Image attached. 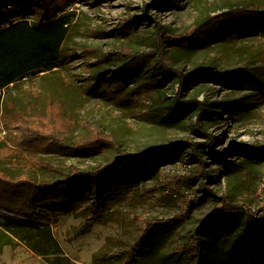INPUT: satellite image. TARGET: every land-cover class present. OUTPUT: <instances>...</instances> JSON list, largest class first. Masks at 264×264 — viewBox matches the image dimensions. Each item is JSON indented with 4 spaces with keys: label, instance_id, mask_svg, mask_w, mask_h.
<instances>
[{
    "label": "rangeland",
    "instance_id": "1",
    "mask_svg": "<svg viewBox=\"0 0 264 264\" xmlns=\"http://www.w3.org/2000/svg\"><path fill=\"white\" fill-rule=\"evenodd\" d=\"M33 1L26 0V5L32 7ZM242 1H53V8L57 7L60 15L75 14L67 40L68 48L74 50L72 57L60 65L56 76L49 75L42 79L44 73L35 72L21 83H25L26 88H39L42 99L51 97L58 100L73 118L97 124L106 136H111L118 147L128 154H139L152 146L182 145L173 162L141 182H131L128 184L130 186L124 185L116 190L117 194L106 201L99 221L88 220L90 201L81 204L79 214L61 218L55 227V233L65 255L72 261L79 264H187L171 253L175 252L178 245L185 243V236L190 229L200 226L201 220L213 212L227 190L226 177L221 173V165L214 160L213 152L226 153L228 163H233L242 159L245 149L264 147V65L259 61L264 58V28L257 35L247 33L234 38H229L225 33L220 38H211L205 45L189 51L172 46L171 50L178 63L187 71L194 62H213L215 65L216 75L206 80L207 90L199 97L200 101L207 100L216 105L228 100L246 101L245 106L236 107L231 114L216 112L204 134L192 129L191 125L196 118L174 124L167 116L152 113L151 108L146 105L120 101L122 99L109 94L102 86H97L95 80L89 81L91 74L86 69L89 65L94 67L98 62L97 53H109L119 47L121 41L116 38V31L124 27L130 17L144 16L148 19L139 23L141 29H152V21L155 20L179 37L193 25H200L208 31L206 24L210 18H214L213 22L217 21L218 17L229 13L231 8L234 10ZM166 3L168 7H162ZM16 5L17 0L0 1L4 25L24 15L30 21L36 19L33 11L27 8L28 11L23 14L15 9ZM260 12H264V9ZM256 62L257 64H253ZM119 67L112 66L107 71L109 76L118 71ZM224 71H237L235 77L247 74L255 82L250 84L240 77L239 81L223 84ZM149 73L153 74L152 71ZM156 77L162 79L158 74ZM63 81L68 84L65 86ZM136 85L137 82L131 83L128 89H134ZM177 87V84L173 86L171 82L166 85L171 90ZM13 93L17 94L16 91ZM189 94L193 92L190 91ZM25 98L29 103L35 101L30 95H25ZM232 115L237 116L236 121L232 120L235 117ZM17 123L16 119L6 115L4 106L1 105L0 142L7 146V151L0 159V174L12 181L20 177H28L37 183L50 181L54 177L53 170L59 173H65L71 167L87 170L107 163L119 154L116 146L112 145L113 147L108 146L104 152L94 155H66L62 149L48 147L34 157L22 156L14 143L21 130ZM84 132L83 128L77 126L71 133L64 135V143L71 145V137ZM212 139L214 145L211 151L208 146ZM193 144H199V151L208 165L206 170L213 179L210 181L200 177L189 181L180 191L182 196L178 199L165 185V180L172 170H178L180 175L186 176L195 171L198 164L192 160ZM232 150H236L233 155L230 154ZM261 172L264 173V163L261 165ZM203 182L207 190L201 186ZM258 184L263 190L264 182ZM251 209H258V204L255 203ZM151 222H155V225L150 227L152 231L143 242L145 247L141 248L142 251L134 259L131 258V249L139 240L141 229L148 228ZM205 240L203 264H210L217 259H220L217 263L224 264L231 258L238 260L236 264H264V230L259 234V248L255 250L248 244L235 240L230 243L234 246L225 242L222 244L219 236L212 232L205 235ZM228 246L233 247L231 252ZM152 248L149 252L145 251ZM254 251L257 255L249 260L248 257ZM0 264L47 263L14 242L0 250Z\"/></svg>",
    "mask_w": 264,
    "mask_h": 264
},
{
    "label": "trees",
    "instance_id": "2",
    "mask_svg": "<svg viewBox=\"0 0 264 264\" xmlns=\"http://www.w3.org/2000/svg\"><path fill=\"white\" fill-rule=\"evenodd\" d=\"M53 1L34 0L33 6L28 7L26 0H17L15 9L23 14L28 10L33 11L36 15L33 21L24 15L4 25L1 20L3 15L0 14V106L3 105L6 115L16 119L21 127L14 142L17 152L22 156L34 157L39 151L53 147L64 150L66 155H94L113 145L119 154L107 163L87 170L75 167L65 173L53 170V179L40 183L28 177L12 181L0 174V250L17 242L47 264H79L65 255L56 236L55 227L61 218L79 214L81 204L90 201L88 220L99 221L106 201L117 194L116 190L124 185L130 186L128 184L131 182H141L173 162L182 145L152 146L139 154H128L97 124L73 118L58 100L51 97L42 99L39 88H26L25 83H21L35 72L44 73L42 79L49 75L56 76L60 65L72 57L74 50L68 48L67 40L75 14L60 15L59 9L53 8ZM162 7H168V3ZM262 9L264 0H243L234 10L231 8L229 13L218 17L217 21L213 22L214 18H210L206 24L208 31L200 25H193L179 37L155 20L152 21V29H141L139 23L145 17H130L124 27L116 31V38L121 41L119 47L109 53H97L98 62L94 67L89 65L86 68L91 74L89 81L95 80L97 86L122 99L120 101L146 105L152 113L167 116L174 124L196 118L191 127L194 132L204 134L216 112L231 114L236 107L245 106L246 101L228 100L220 105L200 101L199 97L207 90L206 80L216 75L215 65L213 62H194L187 71L178 63L171 48L174 46L178 50L189 51L225 33L229 38L247 33L257 35L264 28ZM149 19L152 20L151 17ZM259 61L264 65V58ZM116 65L120 66L119 70L109 76L107 71ZM150 71L152 75H149ZM156 74L162 79L155 78ZM236 74L237 71H224L223 84L239 81L240 77L250 84L255 82L247 74L235 77ZM135 82L136 87L128 89ZM169 82L178 87L174 90L166 88ZM63 84L66 86L68 83L63 81ZM190 91L193 94L190 95ZM25 95L32 96L35 101L27 102ZM236 117L232 120L236 121ZM77 126L85 132L72 136L71 145L64 143V135ZM213 145L212 139L209 150L212 151ZM6 151L7 146L0 142V159ZM235 151L232 150L230 154L233 155ZM191 156L198 164L191 175H180L178 170H172L168 175L170 179L165 180V185L178 199L182 196L180 191L189 181L200 177L210 181L213 179L206 170L208 165L199 151V144L192 145ZM212 156L221 165L227 190L213 212L201 220L200 226L190 229L185 243L178 245L171 253L187 264H203L207 233L218 235L222 244L225 242L234 246L230 243L235 240L255 250L259 248V234L264 230V189L261 190L258 184L264 182V173L261 172L264 147L245 149L239 162L228 163L227 154L222 152H213ZM201 186L207 190L205 182ZM255 203L258 209L253 210L251 207ZM154 225L155 222H151L148 228L141 229L139 240L131 249V258L134 259L145 247L143 242ZM230 246L228 250L231 252L233 247ZM151 250L153 248L145 249L147 252ZM256 255L254 251L248 259ZM218 260L210 264H219ZM237 262L236 258H231L224 264Z\"/></svg>",
    "mask_w": 264,
    "mask_h": 264
}]
</instances>
